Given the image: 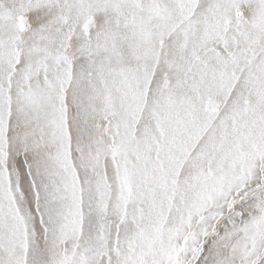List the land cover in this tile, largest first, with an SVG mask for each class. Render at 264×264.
<instances>
[{"label": "snow or ice", "instance_id": "1", "mask_svg": "<svg viewBox=\"0 0 264 264\" xmlns=\"http://www.w3.org/2000/svg\"><path fill=\"white\" fill-rule=\"evenodd\" d=\"M0 264H264V0H0Z\"/></svg>", "mask_w": 264, "mask_h": 264}]
</instances>
